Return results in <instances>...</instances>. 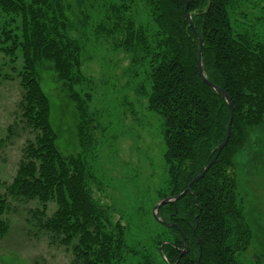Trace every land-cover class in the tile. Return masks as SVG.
<instances>
[{
    "label": "trees",
    "instance_id": "trees-1",
    "mask_svg": "<svg viewBox=\"0 0 264 264\" xmlns=\"http://www.w3.org/2000/svg\"><path fill=\"white\" fill-rule=\"evenodd\" d=\"M130 2L111 4L98 30L109 36L119 33L117 47L130 53L133 62L147 63L149 109L165 121L164 160L171 188L160 198L179 194L201 172L224 139L230 115L221 92L198 74L195 32L202 39L207 78L226 91L233 104L230 135L214 162L191 191L159 207L160 217L177 225H162L154 219L164 235L156 243L159 260L198 264L200 251L199 264H240L235 253L247 247L250 233L229 170L249 130L260 126L264 118V42L255 34L234 32L233 0H211L208 9V0H189L187 11L195 30L185 16V0H145L150 32L136 27L134 17L127 14ZM67 10V0H0V52L8 56L12 71L4 73L3 79L17 80L20 122L32 133L6 193L0 195V238L9 229L3 217L7 195L35 199L42 207L37 210L39 226L56 242L71 247L75 264H127L124 232L119 225L112 231L105 229L104 210L87 184L85 155L95 126L88 111L90 94L82 95L77 89L86 80L81 71L83 47L70 34L73 25ZM18 53L19 67L15 65ZM40 69L54 74L74 104L80 152L65 153L56 144ZM12 128L8 126L9 131ZM50 202L56 208L46 215ZM230 219L242 228L237 250L229 244ZM185 243L186 251L180 255Z\"/></svg>",
    "mask_w": 264,
    "mask_h": 264
},
{
    "label": "rangeland",
    "instance_id": "rangeland-1",
    "mask_svg": "<svg viewBox=\"0 0 264 264\" xmlns=\"http://www.w3.org/2000/svg\"><path fill=\"white\" fill-rule=\"evenodd\" d=\"M115 2L120 0H67V15L73 25L70 34L83 47L81 71L86 80L77 89L82 95L90 94L88 111L95 126L85 155L87 184L104 210L105 229L112 231L119 225L124 232L126 263L162 264L156 243L164 236L163 228L154 220L152 208L171 188L164 160L165 121L149 109L147 63L133 62L130 53L117 47L119 33L109 36L98 30ZM129 4L127 14L134 17L136 27L150 32L152 21L145 0ZM232 5L234 32L252 33L264 42V0H233ZM15 65H21L19 53ZM10 67L8 56L0 52V195L6 193L22 148L32 137L20 122L19 84L16 79H3L4 73L12 72ZM40 85L49 100V119L57 133L58 148L65 153L82 151L73 102L61 91L52 72L40 69ZM229 171L250 233L247 247L238 253L236 243L242 228L230 219L229 244L237 250L240 264H264V118L260 126L249 130ZM7 196L3 217L9 229L0 238V264H75L71 247L56 242L39 226L41 204L35 199ZM55 208L53 202L48 203L45 214L51 215Z\"/></svg>",
    "mask_w": 264,
    "mask_h": 264
},
{
    "label": "water",
    "instance_id": "water-1",
    "mask_svg": "<svg viewBox=\"0 0 264 264\" xmlns=\"http://www.w3.org/2000/svg\"><path fill=\"white\" fill-rule=\"evenodd\" d=\"M208 5H207V9L210 6V2L211 0H208ZM188 4H189V0H185V16L188 19L189 25L195 30V27L193 25L192 19H191V15L190 13L187 11L188 8ZM196 33L197 39H198V58H197V71L198 74L200 76V78L206 83L208 84L211 88L221 92V94L224 96L226 103L229 106L230 109V115H229V119L226 123V132H225V136L224 139L222 140V142L217 146L216 148V152L214 154V156L210 159V161L203 167V169L201 170V172L199 174H197L196 176H194L192 178V180L187 184L186 188L181 191L179 194L177 195H168L165 197L160 198L153 206L152 208V216L153 218L159 222L162 225H173L175 227H177V225L175 223H169L164 221L160 215H159V207L167 202H176L179 198H181L182 196H184L187 191H191L190 187L193 183H195L199 178H201L205 172L207 171V169L210 167V165L214 162V160L216 159L218 153L220 152V150L222 149V147L226 144L229 135H230V129H231V121H232V117H233V104L231 102L230 96L228 95V93L226 91H224L222 88H220L219 86H217L216 84L212 83L206 76V72L204 70V64H203V58H202V39L200 37V35ZM199 243V248H201V244H200V240H197ZM165 243V241L163 242ZM162 243V244H163ZM162 244L159 246V250L160 253L162 252ZM187 245L186 243L184 244V247L180 250V255L184 254L186 251ZM200 254L201 252L199 251V255H198V259H197V263L199 264V259H200ZM164 258V257H163ZM178 261H176L174 264H177Z\"/></svg>",
    "mask_w": 264,
    "mask_h": 264
}]
</instances>
